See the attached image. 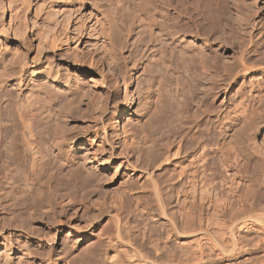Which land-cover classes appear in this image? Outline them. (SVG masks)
<instances>
[{"label": "rangeland", "instance_id": "rangeland-1", "mask_svg": "<svg viewBox=\"0 0 264 264\" xmlns=\"http://www.w3.org/2000/svg\"><path fill=\"white\" fill-rule=\"evenodd\" d=\"M33 1L0 0V51H6L4 59L0 55V82L9 95L31 103L39 116L38 133L31 140L36 147L32 154L36 164L31 166L30 160L31 164L23 165L18 180L12 181V187L6 185L7 193L0 197V264H106V251L112 245L121 250L122 264H261L264 29L260 35L253 23L245 25L243 15L232 13L239 0H160V12L168 13L177 29L189 30L186 35L206 49L205 56L194 47L176 46L181 49L175 47L177 54L172 53L154 25V0H57L53 5ZM254 4L259 5V0ZM69 7L71 18L74 14L82 15L80 18L97 16L104 26L98 25V30L104 34L91 39L86 47L87 35L82 42L83 37L76 36L68 24ZM220 8H228L234 15V26L224 27ZM197 15L206 18L212 29L208 27L204 30L207 34L199 37L190 22ZM263 16L264 8L254 15L261 20L260 26ZM100 55L116 65L109 68ZM21 69L25 70L22 75ZM96 70L107 75L108 88L93 87L84 95L82 89ZM140 88L145 91L141 105L137 100L128 107L126 91L138 97ZM130 113L133 120L129 122L126 117ZM16 137L11 148L20 159L23 143ZM203 143L213 152L210 163L216 172L215 184L208 181L203 192L199 190L201 194L184 197L181 204L176 194H165L168 207L163 208L151 190L144 191L147 183L137 178L142 172V151L151 159L153 151L165 149L167 144L169 153L174 154L179 145L194 144L197 148ZM253 145L259 153L252 150ZM102 157L110 164L123 163L128 184L121 175L106 169L98 172L102 178L95 174V181L94 176H86L96 165L94 161ZM175 159L173 155L169 161L162 158L156 161L158 165L145 166L148 181H160L164 188ZM20 195L21 201L26 199L30 205L33 201L34 206L27 205L25 210ZM41 200L43 207L37 208L35 204ZM14 204H19L18 209ZM22 205L24 208L19 207ZM212 228L220 230V237L226 236L229 228L227 234H231L223 235L225 240L238 234L244 243L241 245L247 247L249 241L251 249L239 246L244 252L228 253L224 261L208 258V262V256L196 261L198 253H193L198 252L200 243L198 248L205 244L202 236L206 234L202 233L215 232ZM250 241L263 248H252ZM65 245H72L70 254H65ZM188 247L194 252L192 249L188 254ZM184 251L192 257L186 258L189 262L180 261L186 256Z\"/></svg>", "mask_w": 264, "mask_h": 264}, {"label": "bare ground", "instance_id": "bare-ground-1", "mask_svg": "<svg viewBox=\"0 0 264 264\" xmlns=\"http://www.w3.org/2000/svg\"><path fill=\"white\" fill-rule=\"evenodd\" d=\"M23 1H25V0H23ZM29 2H26V3H30V0H28ZM35 1V0H34ZM33 1V2H34ZM55 1H57V0H42L41 2H45V3H53V2H55ZM63 1H66V2H70V0H63ZM155 1V8H157V11H156V18H155V22H154V25L158 28V32L159 33H161V34H159V35H161V37L163 36V37H165L164 38V43L165 44H170L168 47H169V49L172 51V53L174 52L175 53V50H176V48H178V47H194L196 50H198L199 51V53L202 55V56H205L207 53H206V49L202 46V45H197V44H195V43H193L192 41H191V38L189 39V37L186 35V33L187 32H189V30L187 31L186 29V31H184V29L181 31V30H179V29H177L176 27V25H173L172 24V22L171 21H169V20H171L170 18H169V16L166 14H162L161 12H160V10H159V5H160V0H154ZM161 1H163V0H161ZM165 1V0H164ZM201 1V0H200ZM218 1V0H217ZM249 1V2H248ZM250 1L251 0H239V3L237 4L236 3V5L237 6H235L236 7V11L235 12H232V13H236L235 15H238L239 17H241L242 15L244 16V17H242V19H244L243 20V22L245 23V25H247V24H249L250 25V22L251 23H253V24H251L252 25V27H253V29H256L257 31H258V33L260 32L261 33V31L264 29V18L262 19V26H260L259 25V23H260V21L261 20H258V18H261L262 17V15H257L258 16V18H256V17H254V15H255V13L257 14V13H259V10H261V8H264V0H259V5H257V4H254L255 2H256V0H252V3H250ZM32 2V1H31ZM59 2V1H58ZM65 2V3H66ZM238 2V1H237ZM11 3V2H10ZM25 3V2H24ZM82 3V2H81ZM84 3V2H83ZM218 3V2H217ZM220 3V2H219ZM192 4V3H191ZM198 4V3H197ZM210 4V3H209ZM222 4V3H221ZM28 5H30V4H28ZM32 5V4H31ZM43 5H44V3H43ZM48 5V4H47ZM50 5V4H49ZM53 5V4H52ZM51 5V6H52ZM82 5V4H81ZM206 5V4H205ZM224 5V4H223ZM255 5H257L258 7H255ZM261 5V6H260ZM39 6V5H38ZM50 6V7H51ZM208 6V5H207ZM74 7V6H73ZM215 7V6H214ZM217 7V6H216ZM65 8H67V7H65ZM78 8V7H77ZM218 9H219V4H218V7H217ZM222 8H226L225 6H223ZM37 9V8H36ZM42 9V8H41ZM73 9H75V8H73ZM206 9V8H205ZM221 9V8H220ZM35 10V9H34ZM37 10H40V9H37ZM37 10H35V11H37ZM68 10L70 11H68L70 14H69V19H68V24H71V26H70V28H72V32H74V34L76 35V36H81V37H83L82 38V42H83V39L86 37V35H87V39L85 40V44H86V47H87V44H89L90 42H92V41H90L91 39H95V38H97V37H99L100 35V33H101V31L99 32V30H98V25H100L101 23V21H100V19L97 17V16H92V14H91V16H89V17H87V18H80V17H82V15L79 17V16H75V14H74V17H72L71 18V10H70V7L68 8ZM187 10V9H186ZM185 10V11H186ZM215 10V12H218V11H216V9H214ZM221 10H223V16H224V19H223V25H224V27L226 26V27H228L229 28V26H231L232 24H234V23H232V21L234 22V19L235 18H233V20H232V17L234 16V15H231V13H230V11H229V9L227 8V10H228V12H227V10H225V9H221ZM231 10V9H230ZM41 11V10H40ZM64 11H67V9L66 10H64ZM76 11V9L74 10V12ZM212 11V10H211ZM37 13H39V12H37ZM76 13V12H75ZM78 13V12H77ZM206 14H207V12H206ZM220 14H221V11H220ZM219 14V15H220ZM226 14H228V15H226ZM241 16H240V15ZM261 14V13H260ZM68 15V14H67ZM79 15V14H78ZM83 15H86V13L85 14H83ZM208 15V14H207ZM216 15V14H215ZM159 16H161L162 18H159ZM195 16V15H194ZM198 16H200V15H197L195 18H193L190 22H191V26L193 27V30H194V34L197 36V37H199L200 35H202V33H205L204 32V30L206 29L207 30V28L209 27V25H208V20L206 19V18H201V17H198ZM46 17V16H45ZM215 17V16H214ZM218 16H216L215 18L216 19H219V17H221V15L217 18ZM236 17V16H235ZM264 17V16H263ZM238 17H236V19H237ZM215 19V20H216ZM220 19H222V18H220ZM242 19H240L241 21H242ZM232 20V21H231ZM220 21V20H219ZM218 21V22H219ZM238 21H239V19H238ZM242 22V23H243ZM67 23V22H66ZM103 23V22H102ZM215 23H216V21H215ZM240 23V22H239ZM239 23H237V24H239ZM241 23V24H242ZM189 24V23H188ZM187 24V25H188ZM214 24V23H213ZM220 24H222V23H220ZM105 25V24H104ZM33 26V25H32ZM69 26V25H68ZM100 26H102V27H104L103 25H100ZM176 26V27H175ZM211 26H212V24H211ZM220 26V25H219ZM232 26H234V25H232ZM239 26H240V24H239ZM214 27V26H213ZM212 27V28H213ZM251 27V26H250ZM100 28V27H99ZM107 28V27H106ZM184 28V27H183ZM231 28V27H230ZM249 28V27H248ZM247 28V29H248ZM246 29V30H247ZM252 29V28H251ZM108 30V29H107ZM208 30H211L212 31V29H211V27H209V29ZM230 30V29H229ZM105 31V30H104ZM215 31H217V30H215ZM243 31V30H242ZM250 31V30H249ZM106 32V31H105ZM208 32V31H207ZM246 32V31H245ZM102 33L104 34V32L102 31ZM101 33V34H102ZM107 33V32H106ZM250 33V32H249ZM248 33V34H249ZM259 33V34H260ZM205 34H207V33H205ZM109 35H110V33H109ZM255 35V34H254ZM261 35V34H260ZM251 36V35H250ZM253 36V35H252ZM74 37V36H73ZM105 37H106V35H105ZM109 37V36H108ZM110 37H111V35H110ZM109 37V38H110ZM162 37V38H163ZM217 37V36H216ZM69 38V37H68ZM76 38V37H75ZM80 37H78V39H79ZM100 38V37H99ZM264 38V37H263ZM73 39V38H72ZM102 39V38H101ZM113 39V38H112ZM211 39V38H210ZM108 40V39H107ZM110 40V39H109ZM226 40V39H225ZM90 41V42H89ZM113 40H111L110 42H112ZM24 42V41H23ZM95 43V42H94ZM115 43V42H114ZM113 44V43H112ZM92 45V44H91ZM209 45V44H208ZM176 46H178V47H176ZM29 47V46H28ZM92 47V46H91ZM167 47V46H166ZM176 47V48H175ZM242 47V46H241ZM245 47H246V45H245ZM244 47V48H245ZM88 48H90V45L88 46ZM184 48H183V50H184ZM240 48V47H239ZM168 49V50H169ZM178 49H181V48H178ZM243 48H241V50H242ZM2 51V50H1ZM0 51V55H1V57H3L2 59H4V57H6V53H4V52H6V51H4V52H1ZM195 51V50H194ZM197 51V52H198ZM240 51V50H239ZM176 52H177V50H176ZM103 54V53H102ZM175 54H177V53H175ZM8 55V54H7ZM10 55V54H9ZM8 55V56H9ZM185 55V54H184ZM7 56V57H8ZM101 56V55H100ZM99 56V57H100ZM104 56L105 55H103V56H101L100 57V61H104L103 59H106V57L104 58ZM204 58V57H203ZM8 59V58H7ZM10 59V58H9ZM12 59V58H11ZM140 59V62L142 61L141 60V58H139ZM14 60V59H13ZM99 60L97 61L98 63H99ZM107 61V64H108V66H109V68H113L115 65H116V62H114V61H109L108 59H106ZM103 63H105V62H103ZM243 66V65H242ZM134 68L135 69H138L139 68V66H138V64H136L135 66H134ZM247 69V68H246ZM243 70V69H242ZM20 72H21V74L20 75H22L24 72H25V70H23V69H21L20 70ZM96 74H91L89 77H88V79H87V81H86V83H85V85H84V87H83V89L82 90H84L83 91V94L84 95H87L88 93H90V91L92 90V88L93 87H107L108 88V85H107V81H108V77H107V75H105V74H103V73H100L99 71H97L96 70ZM132 80V79H131ZM5 87H6V85L2 82V80H1V82H0V197L2 198L3 197V195H4V193L6 194L7 193V191H6V185H9V186H11L12 185V181H14V180H18V177H19V172L21 171L20 169H21V167L23 166V165H27L28 166V164H31V163H29V162H33L32 164H31V166H34V164H36V163H34V162H36V159H35V156H33L32 154H33V150L36 148L35 146H33V142L31 141L32 139H33V136H36L37 135V133H38V129L37 128H39V127H37V123H38V121H39V116H38V114L36 113V112H34L35 110H34V107H32V104L31 103H25L24 102V100H22L21 98V100H19V98H15V96L14 97H12L11 95H9V93H7V91H6V89H5ZM144 90H143V88L141 89L140 88V90L138 91V97H135V94L133 93V92H131V91H126V93H125V99H126V103H127V106L128 107H130L131 105H133V104H135L136 102H137V100H139V103L142 101V99H143V97H144ZM94 93V92H93ZM93 93L91 94V95H93ZM91 95H90V97H91ZM95 95V94H94ZM98 96L97 97H99V94H97ZM5 96H6V98H5ZM94 97H96V96H94ZM101 97V96H100ZM99 97V98H100ZM93 98V97H92ZM94 99V98H93ZM145 100V99H144ZM141 105V103L139 104V106ZM138 106V105H137ZM251 109V108H250ZM121 110V109H120ZM245 111V110H244ZM243 113V112H242ZM38 118V119H37ZM127 121H131V120H133L132 119V114L130 113L129 115H127ZM244 125V124H243ZM246 125V124H245ZM248 125V124H247ZM246 125V126H247ZM248 128V127H247ZM247 130V129H246ZM250 130V129H249ZM264 130V129H263ZM36 132V133H35ZM246 134V133H245ZM243 135V134H242ZM248 135V134H247ZM16 136H19L20 138V140L22 141H20L21 143H23L22 145H23V151H24V153H23V157L22 158H20L19 159V157L18 156H16V154L14 153H12V146H14V143H16L17 142V137ZM16 137V138H15ZM257 138V137H256ZM182 140V139H181ZM255 141V140H254ZM253 141V142H254ZM167 143V142H166ZM257 143V142H256ZM35 144H37V143H35ZM169 144V143H168ZM167 144V146L165 145V149H164V147H163V149H161V150H155V151H153L152 153V158L151 159H147V158H149V156L150 155H148V157L147 156H144V155H146V153H144L143 151H142V155H141V159H140V161H141V163L143 162V164L140 166L141 168V170H142V172H141V174H139L138 175V177L137 178H139V180H141L143 183H147V185H145V186H147L146 188H145V186H144V191H145V189H146V191H147V189H149V191L148 192H150V190L154 193L153 195H155L156 197H157V199L159 200V202L161 203V206L163 207V208H165V207H168V205L167 206H165L166 204H165V202H166V200H164V197H163V195H165L166 194V196L167 195H170V196H172L173 194H176L177 196H175V197H178V202H179V200H180V202H181V200H184V197H189V195H194V196H197V194L198 193H200L199 192V190H201L202 192H203V190H204V188H205V186H206V183H208V181H209V183H212L213 185L215 184V175H216V172H215V170H213L212 169V166H211V163H210V159L211 158H213V152L211 151V149H209V148H206L207 146H205V144L204 145H202L201 144V146H198L197 148H194L193 147V145L191 144V146L190 145H179V144H177V145H179L178 147H176V150L174 151V154L173 155H175V156H177V159H175V160H172L173 162H171L173 165H174V170L172 171V172H170L169 174H168V177L166 178V179H164V180H167L168 182H166L167 184L166 185H164L165 187L164 188H162V187H160L159 186V182L158 183H156L157 181H154V180H150V181H148L149 179H147L148 177H147V175H145L144 174V171H145V169H148V167L146 168L145 166H148L150 163V165H153L152 163H154L155 164V162L157 161V160H159V161H162L161 159L163 158V162L164 161H169L170 160V157H172L173 155L171 154V153H169L170 152V150H171V147H169V145ZM172 144V143H171ZM209 145V144H208ZM255 145V144H254ZM253 145V147H252V150H254V152H256L258 149L256 148V146H254ZM209 146H211V145H209ZM208 146V147H209ZM248 146H250V148L249 149H251V145H248ZM15 147V146H14ZM147 147V146H146ZM170 149H169V148ZM142 148V147H141ZM259 148V147H258ZM83 149V148H82ZM147 149H149V147L147 148ZM257 149V150H256ZM261 149V148H260ZM251 150V151H252ZM256 150V151H255ZM258 152V151H257ZM262 151H260V153H261ZM140 153V152H139ZM253 153V152H252ZM259 153V152H258ZM263 153V152H262ZM35 154V153H34ZM149 154V153H148ZM215 154V153H214ZM172 155V156H171ZM261 155V154H260ZM212 156V157H211ZM262 156V155H261ZM32 157V158H31ZM147 157V158H146ZM139 158V157H138ZM31 160V161H30ZM87 160H88V158L87 157H85L84 158V161L85 162H87ZM90 160V159H89ZM94 162H96V165H94V166H92L91 167V169H90V171L89 172H87V174H86V176L88 177V178H93V176H94V180L93 181H95V179L98 177V172H100L101 171V169H106V171L107 170H111V171H114V173H116V174H118V175H121L122 176V180L124 181V183L125 184H128V182L126 183L125 182V180H126V178H125V176H126V173H125V170H124V172L122 171V164L123 163H118V165H115V164H110L107 160H105L103 157L102 158H100V159H97L96 161H94ZM126 164V163H125ZM156 164H157V162H156ZM158 165V164H157ZM168 165V164H167ZM79 166V165H78ZM165 166V165H164ZM160 167V166H159ZM169 167V166H168ZM76 168H77V166H76ZM85 169H87V168H85ZM79 170V169H78ZM84 171V170H83ZM207 172V171H210V173L208 174V175H203V173L204 172ZM76 172V171H75ZM102 172V171H101ZM83 173V172H82ZM97 173V174H96ZM95 174H96V176H95ZM113 174V173H112ZM147 174V173H146ZM163 174V173H162ZM206 174V173H205ZM70 175V174H69ZM82 175V174H81ZM167 175V174H166ZM99 176H100V178H102V176H103V174H102V176L99 174ZM62 177V176H61ZM61 177H59V178H61ZM65 176H63V178H64ZM69 177V176H68ZM111 177V176H110ZM100 178H98V179H100ZM69 179V178H68ZM157 179V178H156ZM163 179V178H162ZM60 180V179H59ZM90 180H92V179H90ZM101 180V179H100ZM100 180H98L99 181V183H100ZM129 180V179H128ZM161 180V179H160ZM71 181V180H70ZM97 180H96V182H98ZM140 181V182H141ZM207 181V182H206ZM60 182H62V181H60ZM68 182V184H69V181H67ZM121 183H123V182H121ZM208 183V184H209ZM158 184V185H157ZM162 184H163V182H162ZM8 186V187H9ZM14 186V185H13ZM75 186V185H74ZM141 186V185H140ZM139 186V187H140ZM12 187V186H11ZM126 187V186H125ZM143 187V186H142ZM71 188H73V187H71ZM207 188V187H206ZM69 189V188H68ZM126 189V188H125ZM134 189V188H133ZM142 189V188H141ZM124 191V190H123ZM142 191V190H141ZM208 191V190H207ZM68 192V191H67ZM70 192V191H69ZM151 192V193H152ZM204 192H206V191H204ZM65 193H66V191H65ZM64 193V194H65ZM69 194V193H68ZM201 194V193H200ZM200 194L198 195L199 197H203V195L202 196H200ZM22 195V194H21ZM21 195L19 196V197H21ZM37 195V194H36ZM53 195H55V194H53ZM71 195V194H70ZM24 195H22V197H23ZM154 196V197H155ZM170 196H168V198L170 197ZM19 197H16V198H18L19 199ZM22 197H21V199H20V201L22 200ZM68 197H70V196H68ZM141 197V196H140ZM154 197H152V198H154ZM30 198V197H29ZM167 198V199H168ZM171 198V197H170ZM181 198H183V199H181ZM198 198V197H197ZM201 198H200V201H201ZM33 199H35V198H33ZM40 199H42V198H39V200H38V198H37V200L38 201H40ZM68 199V198H67ZM156 199V198H155ZM172 199H173V197H172ZM177 199V198H176ZM196 199V198H195ZM199 199V198H198ZM198 199H196V200H198ZM1 200V199H0ZM32 199H29V201H28V203L31 201ZM36 200V199H35ZM46 200V199H45ZM44 200V201H45ZM69 200V199H68ZM171 200V199H170ZM192 200V199H191ZM19 201V200H18ZM19 201V202H20ZM165 201V202H164ZM16 202V201H15ZM19 202H17V203H19ZM23 204L24 203H26V204H24V205H22V206H19V207H22V208H24L25 207V210H26V206L27 205H29L30 207H32V205L34 204L33 203V201H31V205L30 204H27V201H26V199H25V201H24V199H23V201H21ZM48 202V201H47ZM54 202V201H53ZM70 202V201H69ZM170 201L168 200V203H169ZM179 202V203H180ZM196 202V201H195ZM198 202V201H197ZM21 203V204H22ZM35 203H37V202H35ZM167 203V202H166ZM182 203H183V201H182ZM199 203V202H198ZM197 203V205H200V204H198ZM3 203H2V201H0V206L2 205ZM20 204V203H19ZM18 204V205H19ZM20 204V205H21ZM43 204V202H42V200H41V204H39V202H38V204H35V206H37V208L39 207H41L40 205H42ZM181 204V203H180ZM15 205V207H16V205L17 204H14ZM17 205V206H18ZM51 205V204H50ZM171 205V204H170ZM183 205V204H182ZM195 205V204H194ZM24 206V207H23ZM28 206V207H29ZM34 206V205H33ZM42 207H43V205H42ZM17 208V207H16ZM36 208V209H37ZM184 208V207H183ZM14 210H17V209H15V208H13ZM36 209H33L34 211L36 210ZM189 209V208H188ZM187 209V210H188ZM194 209V208H193ZM27 210H28V208H27ZM40 210V209H39ZM39 210H37V211H39ZM42 210H43V208H42ZM191 210V209H190ZM20 210H18V212H19ZM33 211V212H34ZM189 211V210H188ZM20 212H23V210H21ZM25 212V211H24ZM29 212H32V211H29ZM194 212V211H193ZM34 214V213H33ZM2 217V216H1ZM14 217V216H13ZM175 218V217H174ZM18 220V219H17ZM176 220V219H175ZM195 220V219H194ZM185 222H187V221H184V223ZM243 222H245V221H243ZM247 222V221H246ZM234 223V222H233ZM188 224H190V223H188ZM187 224V225H188ZM214 224V223H213ZM247 224V223H246ZM254 224V223H253ZM253 224H251V225H253ZM16 225V224H15ZM21 225H23V224H21ZM185 225V224H184ZM233 224L231 223V226H232ZM256 225V224H255ZM258 225V224H257ZM18 226V225H17ZM215 226V225H214ZM245 226H247V225H245ZM249 226V225H248ZM259 226V225H258ZM238 227V226H237ZM241 227V226H240ZM252 227H254V226H252ZM219 228V227H218ZM222 228V227H221ZM247 228V227H246ZM257 228V227H256ZM262 228V230L264 229L261 225H260V229ZM220 229V228H219ZM218 229V230H219ZM233 229H235L236 230V228H233ZM240 229V228H239ZM248 229V228H247ZM247 229H245L246 231H247ZM260 229H258L259 231H260ZM212 230H216L215 232L214 231H212L211 233H210V231L208 232V233H202V234H206V235H203L202 237H204V242H205V244L203 245V246H201L200 248H198V246L201 244H199L198 246H197V249H199L198 250V252L196 251L195 253H193V255L194 254H196V253H198L197 254V257H194L193 256V258H197L196 259V261H198V259L200 260L201 259V261L203 260V258H205V260H206V256H208L207 257V261H208V258H210V259H214V258H216V259H224L225 257H226V254H228V253H234L236 250H239V249H241V247L243 246L244 248H246V249H244V250H247V249H249L250 248V246H249V244H248V242L246 243L248 246L246 247V245H241V244H244V243H240V241H242L241 239H239V235L237 234L238 233V231H236L237 233V235H235V234H232L230 237H228V239L227 240H225V237L228 235L227 233H228V230H229V228H228V230L227 229H225V230H227V233H226V236H225V234H223L225 237L223 238V235H221L222 237H220L219 235H218V233L220 234V230L219 231H217V229H213L212 228ZM234 230V231H235ZM249 230V229H248ZM252 230H254L253 228H252ZM172 231V230H171ZM223 231V230H222ZM233 231V230H232ZM233 231V232H234ZM264 231V230H263ZM201 232V231H200ZM204 232V231H203ZM224 232H226V231H224ZM249 232V231H248ZM262 232V231H261ZM173 233V232H172ZM175 233V232H174ZM223 232H221V234H222ZM202 234H200V236L202 235ZM231 234V233H230ZM229 234V235H230ZM250 234V233H249ZM253 234V233H252ZM260 234V233H259ZM262 234V233H261ZM260 234V235H261ZM177 235V234H176ZM228 235V236H229ZM255 235V234H254ZM253 235V236H254ZM260 235H256V236H258V238H260L261 239V237H262V235H261V237H260ZM263 235H264V233H263ZM219 236V237H218ZM241 236H243L242 235V233H241V235H240V237ZM249 236V235H248ZM256 236H254V237H256ZM169 237V236H168ZM202 237H200L201 238V240L203 241V239H202ZM244 238H245V236H243ZM250 237V236H249ZM242 238V237H241ZM252 238V237H251ZM248 239V238H247ZM256 238H253V240H255ZM264 239V238H263ZM101 240V239H100ZM240 240V241H239ZM252 240V241H253ZM259 239H257L256 241L259 243V245H261L260 244V241H258ZM256 241H255V243H256ZM110 242V241H109ZM183 242V241H182ZM199 242H200V240H199ZM263 241H261V243H262ZM137 243H139V242H137ZM147 243V242H146ZM190 243V242H189ZM251 243H252V245H251ZM254 242H251L250 241V245L252 246V248L253 247H255V249H257L258 247V243H256V244H253ZM264 243V242H263ZM141 244V243H140ZM202 245V244H201ZM263 246H264V244H262ZM66 246V245H65ZM143 246V245H142ZM206 248H205V247ZM239 246H241V247H239ZM242 247V248H243ZM261 248H263V247H261ZM261 248H258V249H261ZM160 249V248H159ZM167 249V248H166ZM176 249V248H175ZM188 249H189V247H188ZM192 247H191V251H190V249L188 250V252H187V249H186V252L188 253V254H190V252H192ZM251 249V248H250ZM249 249V250H250ZM165 250V249H164ZM171 250V249H170ZM170 250H169V252H170ZM196 250V249H195ZM241 250H243V249H241ZM244 250H243V252H244ZM248 250V251H249ZM71 251H72V245L71 246H66L65 247V254H70L71 253ZM126 251H128V250H126ZM179 251V250H178ZM158 252V251H157ZM165 252V251H164ZM175 252V251H174ZM173 252V253H174ZM181 252V251H180ZM185 252V251H184ZM185 252V253H186ZM193 252H194V249H193ZM242 252V251H241ZM241 252H240V254H241ZM251 252V251H250ZM161 253V252H160ZM168 253V252H167ZM172 253V254H173ZM185 253H183V254H185ZM187 253H186V256H185V258H184V256L182 257V255L180 256V257H182L183 258V260L181 259L180 261H185V262H187L188 260L186 259L187 257L189 258V256H187ZM236 253V252H235ZM238 253V252H237ZM236 253V254H237ZM63 254H64V252H63ZM138 254V253H137ZM170 254V253H169ZM179 254V253H178ZM181 254V253H180ZM179 254V255H180ZM60 255V254H59ZM87 255V254H86ZM192 255V254H191ZM232 255H235V254H232ZM239 255V254H238ZM250 255V254H249ZM130 257H131V255H130ZM133 257V256H132ZM135 257V256H134ZM171 257H172V255H171ZM174 257V256H173ZM228 257H230V256H228ZM249 257V256H248ZM264 257V256H263ZM262 257V258H263ZM50 258V257H49ZM59 258V257H58ZM86 258V257H85ZM90 258V257H89ZM139 258V257H138ZM190 258H192V257H190ZM189 258V259H190ZM258 258V257H257ZM242 259V258H241ZM249 259V258H248ZM250 259H252V258H250ZM249 259V260H250ZM54 260V259H53ZM132 260V259H131ZM187 260V261H186ZM204 260V261H205ZM243 260V259H242ZM254 260V259H253ZM176 261V260H175ZM191 261V260H190ZM213 261V260H212ZM215 261V260H214ZM224 261V260H223ZM244 261H246V260H244ZM248 261V260H247ZM262 261L264 262V260H261V264H264V263H262ZM105 262H106V264H122V262H121V250L117 247V246H110V247H108V249H107V251H106V255H105ZM174 262V261H173ZM178 262V261H177ZM181 262V263H182ZM189 262V261H188ZM192 262L193 263H195L194 262V259L192 260ZM209 262V261H208ZM218 262V261H217ZM226 262V261H225ZM242 262V261H241ZM250 262H252V261H250ZM175 263V262H174ZM229 263V262H228ZM227 263V264H228ZM238 263V262H237ZM245 263V262H244ZM169 264V263H168ZM179 264V263H178ZM183 264V263H182ZM185 264V263H184ZM187 264V263H186ZM208 264V263H207ZM215 264V263H214ZM223 264V263H222ZM224 264H226V263H224ZM235 264V263H234ZM243 264V263H242ZM248 264V263H247Z\"/></svg>", "mask_w": 264, "mask_h": 264}]
</instances>
